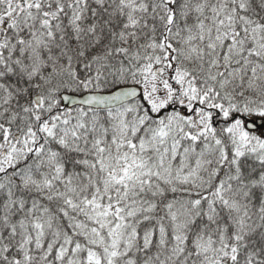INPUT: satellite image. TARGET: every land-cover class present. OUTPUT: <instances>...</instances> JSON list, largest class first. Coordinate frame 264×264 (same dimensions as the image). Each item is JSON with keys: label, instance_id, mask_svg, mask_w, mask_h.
Listing matches in <instances>:
<instances>
[{"label": "snow or ice", "instance_id": "1", "mask_svg": "<svg viewBox=\"0 0 264 264\" xmlns=\"http://www.w3.org/2000/svg\"><path fill=\"white\" fill-rule=\"evenodd\" d=\"M0 264H264V0H0Z\"/></svg>", "mask_w": 264, "mask_h": 264}]
</instances>
